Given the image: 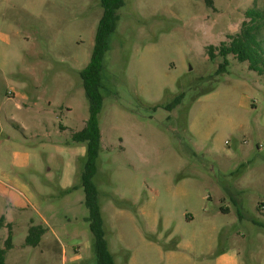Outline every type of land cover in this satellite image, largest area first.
<instances>
[{
  "label": "rangeland",
  "instance_id": "rangeland-1",
  "mask_svg": "<svg viewBox=\"0 0 264 264\" xmlns=\"http://www.w3.org/2000/svg\"><path fill=\"white\" fill-rule=\"evenodd\" d=\"M43 1L0 7V247L10 235L7 264H98L85 192L65 190L81 179L87 145L73 135L90 103L80 72L104 8ZM118 13L95 176L116 263L217 264L237 251L244 264H264V75L230 54L226 73L200 81L223 61L209 46L245 27L264 49V0H125ZM30 217L46 227L36 246L25 243ZM159 237L190 245L167 263L149 245Z\"/></svg>",
  "mask_w": 264,
  "mask_h": 264
},
{
  "label": "trees",
  "instance_id": "trees-1",
  "mask_svg": "<svg viewBox=\"0 0 264 264\" xmlns=\"http://www.w3.org/2000/svg\"><path fill=\"white\" fill-rule=\"evenodd\" d=\"M104 8L102 17L99 20L95 35V44L88 65L81 70L80 75L83 80L86 96L90 103V116L86 122L85 128L73 135L74 141L85 142L87 145L86 155L80 175V182L71 189L82 188L85 192L84 203L89 210L86 221L89 222L92 232V249L98 264H117L113 252L110 250L107 239V230L100 201V190L95 182V176L99 171L98 159L102 147V133L99 122V114L103 108L104 95L102 92V72L107 52L110 49V36L116 32L120 19L119 9L125 5V0H101ZM248 14L254 21L255 17L262 16L259 12H250ZM223 61L219 64L215 74L208 77H201L200 81L212 79L228 71L230 54H233L240 61H248L249 68L257 73L264 75V49L258 39L257 28L254 25L247 26L235 35L231 36L229 43L223 42L218 48L209 46L208 53L211 60L216 57L215 50ZM214 87H210L202 93L209 92ZM201 93V92H200ZM185 97V92L179 93L175 98L165 105L167 110H173L180 105ZM3 217L0 219V224ZM46 227L41 224H33L25 238L26 245L36 246L40 243ZM10 235L5 248L0 247V264L6 263V252L12 246Z\"/></svg>",
  "mask_w": 264,
  "mask_h": 264
},
{
  "label": "crops",
  "instance_id": "crops-1",
  "mask_svg": "<svg viewBox=\"0 0 264 264\" xmlns=\"http://www.w3.org/2000/svg\"><path fill=\"white\" fill-rule=\"evenodd\" d=\"M43 1V0H41ZM11 0H0V7L6 6V4H9ZM44 1L41 3L43 4ZM39 4V5H41ZM2 17H4V14H1ZM66 191V190H65ZM35 211L39 216L42 218V223L44 222L49 226V221L43 216L41 211L37 209L36 207L34 208ZM207 212V210H205ZM18 214L16 215V212L12 214V216L7 215L9 221L11 222H16V219L18 218ZM212 220V219H211ZM30 224L29 226H32L35 224L32 220V217H30ZM204 223L210 227H212L213 230H217L218 227L216 224H213V221H210L209 217L204 218ZM27 236V235H26ZM172 236H170L171 238ZM26 238V237H25ZM161 237L158 238L157 241H149V245L154 246L156 249L159 250L160 255L163 260H166L167 263L170 262L171 259H175L180 256V252L183 247H189L188 245L189 242L188 240H184L180 237H177V241H175L173 244H168L167 242H161ZM216 263L217 264H244V261L242 260L240 252L233 251V252H228V251H223L222 253H219L216 256Z\"/></svg>",
  "mask_w": 264,
  "mask_h": 264
}]
</instances>
